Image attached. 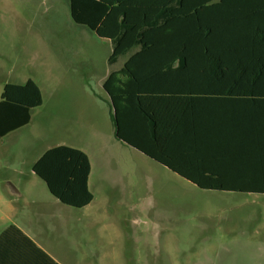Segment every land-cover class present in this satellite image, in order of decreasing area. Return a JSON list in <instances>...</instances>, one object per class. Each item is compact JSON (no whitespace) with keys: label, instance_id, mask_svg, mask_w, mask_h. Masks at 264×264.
Instances as JSON below:
<instances>
[{"label":"rangeland","instance_id":"obj_1","mask_svg":"<svg viewBox=\"0 0 264 264\" xmlns=\"http://www.w3.org/2000/svg\"><path fill=\"white\" fill-rule=\"evenodd\" d=\"M111 43L68 0H0V100L33 80L43 105L0 141V233L15 225L61 264H264V194L203 190L118 141L103 84ZM69 146L91 163L93 201H58L32 170Z\"/></svg>","mask_w":264,"mask_h":264},{"label":"trees","instance_id":"obj_2","mask_svg":"<svg viewBox=\"0 0 264 264\" xmlns=\"http://www.w3.org/2000/svg\"><path fill=\"white\" fill-rule=\"evenodd\" d=\"M73 21L111 43L110 66L130 54L124 66L103 84L109 97L115 137L203 190L264 194V151L239 149L233 158L239 175L221 166L180 167L152 151L159 143L157 114L148 106L162 94L164 81L178 82L196 74L198 57H213L212 48L230 19L220 10L229 0H68ZM193 70V72H192ZM195 72V73H194ZM43 105L39 86L6 84L0 100V141L28 125L32 110ZM152 138V142H151ZM232 154V153H231ZM255 157L252 160L253 155ZM255 167L245 173L246 162ZM251 156V157H250ZM33 172L62 204L84 208L93 201L89 190L91 163L80 149L56 146L33 165ZM0 264H59L14 225L0 235Z\"/></svg>","mask_w":264,"mask_h":264},{"label":"crops","instance_id":"obj_3","mask_svg":"<svg viewBox=\"0 0 264 264\" xmlns=\"http://www.w3.org/2000/svg\"><path fill=\"white\" fill-rule=\"evenodd\" d=\"M227 3L220 14L230 23L219 34L212 59L198 57L196 74L178 82L183 86L180 96H172L173 89H169L176 81H164V93L150 96L152 102L155 100L148 106L157 114L159 131V143L152 151L180 167H228L226 174L235 176L240 173L231 169L243 167L233 160L237 157L235 151H264V0ZM126 56L129 58L130 54ZM105 94L115 134L109 97ZM254 157L255 154L252 160ZM245 158L246 175H254V162L247 163V155ZM19 229L61 264L41 243Z\"/></svg>","mask_w":264,"mask_h":264}]
</instances>
